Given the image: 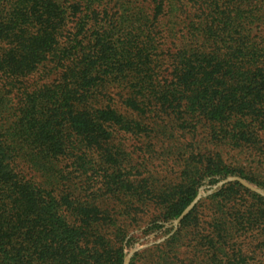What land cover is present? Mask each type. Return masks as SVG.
<instances>
[{"label": "trees", "instance_id": "1", "mask_svg": "<svg viewBox=\"0 0 264 264\" xmlns=\"http://www.w3.org/2000/svg\"><path fill=\"white\" fill-rule=\"evenodd\" d=\"M199 124L215 144L264 156V0H0V264H123L120 215L100 203L151 201L167 222L200 181L241 172L187 151L185 185L167 194L132 173L157 151L138 148L132 165L114 139L194 140ZM195 212L128 264L141 253L185 264L189 228L191 262L248 264L232 235L239 210L206 235Z\"/></svg>", "mask_w": 264, "mask_h": 264}, {"label": "rangeland", "instance_id": "2", "mask_svg": "<svg viewBox=\"0 0 264 264\" xmlns=\"http://www.w3.org/2000/svg\"><path fill=\"white\" fill-rule=\"evenodd\" d=\"M162 52L161 50L157 55L161 56ZM147 55L156 60L155 55ZM160 65V70L155 68L154 72H158L165 78L166 74H163L165 65L158 62V59L153 64L154 67H159ZM124 93H127V90L116 84L107 88L109 100L113 98V101L120 109L122 108L119 102L121 100V98L119 100V95ZM205 130L206 128L199 124L196 131L197 137L194 140H189L186 137L182 141H173L168 138H166L165 142H163L164 140H158V138L139 141L119 136L114 139L112 146L128 154L132 165L137 163L136 150L138 148L148 146L151 151H157L151 155V161L147 168L132 169V173L135 175L139 174L140 176L137 178L149 176V181L152 185L161 191L165 190L167 194L174 191L173 188L176 185H185L183 181L187 180L189 176L188 169L183 167V162L187 157L184 154L187 151H192L194 155L210 154L209 156L213 162L219 160L225 167H238L237 171L241 173L237 175H227L200 181L201 184L191 202L197 196H199V200L189 211L190 213L196 208L194 215H196L195 217L199 222V225L193 228V231L206 235L207 232H211L215 219L228 220L227 223L230 224L234 218L239 216L235 214V211L239 210L241 212L240 222L244 224V227L242 229L235 227L232 235L238 240L237 244L241 247L244 260L248 264H264V156H258L250 151L233 150L228 145L215 144L205 137ZM261 141L264 142V137L261 138ZM161 145L162 151L159 150ZM158 152H161V155ZM91 158L90 156L89 159ZM72 169L70 168V170ZM241 176L248 178V181L241 178ZM235 183L240 184L247 192L236 186L233 188L232 185ZM217 195H219L217 201H214ZM129 203L124 200L100 203L102 209L120 215L118 222L125 230L123 244L126 243V257L124 262L128 259V263L136 252L150 249L152 245L159 244L172 236L177 230L179 223L189 214L179 222L176 220L181 214L176 219L165 222L161 218L162 206L147 200L130 201ZM127 206L129 209L125 208ZM125 210L131 215L129 218L122 216V212ZM154 220H157V222H154ZM247 224H250V226L247 227ZM190 229L185 232L186 236H184V232L182 233L183 238L177 246V253L185 264H199L200 261H190L192 252L189 243L192 238V235H189ZM233 242L235 241L230 244L232 245ZM149 258V254L141 253L140 264H145Z\"/></svg>", "mask_w": 264, "mask_h": 264}, {"label": "water", "instance_id": "3", "mask_svg": "<svg viewBox=\"0 0 264 264\" xmlns=\"http://www.w3.org/2000/svg\"><path fill=\"white\" fill-rule=\"evenodd\" d=\"M199 200V196H197L191 203L190 205L181 213V215L177 218V222L181 221L183 219V217H185L189 211L191 210V208L195 205V203ZM128 263V259L124 262V264Z\"/></svg>", "mask_w": 264, "mask_h": 264}]
</instances>
